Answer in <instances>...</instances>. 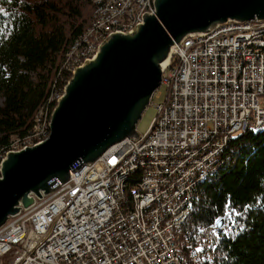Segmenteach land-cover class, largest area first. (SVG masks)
Segmentation results:
<instances>
[{
	"label": "built area",
	"instance_id": "2783aa9c",
	"mask_svg": "<svg viewBox=\"0 0 264 264\" xmlns=\"http://www.w3.org/2000/svg\"><path fill=\"white\" fill-rule=\"evenodd\" d=\"M90 24L65 53L60 73L95 58L114 33L155 12L154 0H92ZM166 98L150 128L75 161L70 179L0 228V264H217V237L241 233L233 217L189 230L206 181L225 163L233 136L264 128V20H229L189 34L164 67ZM64 88L54 85L26 135L0 151L42 142ZM229 212V211H228Z\"/></svg>",
	"mask_w": 264,
	"mask_h": 264
},
{
	"label": "water",
	"instance_id": "95a60500",
	"mask_svg": "<svg viewBox=\"0 0 264 264\" xmlns=\"http://www.w3.org/2000/svg\"><path fill=\"white\" fill-rule=\"evenodd\" d=\"M155 12L101 42L77 67L51 116V134L8 152L0 167V228L11 216L67 182L77 160L95 162L110 146L139 136L137 124L162 86L165 62L189 34L229 20H264V0H154ZM224 220H220L219 226Z\"/></svg>",
	"mask_w": 264,
	"mask_h": 264
},
{
	"label": "trees",
	"instance_id": "16d2710c",
	"mask_svg": "<svg viewBox=\"0 0 264 264\" xmlns=\"http://www.w3.org/2000/svg\"><path fill=\"white\" fill-rule=\"evenodd\" d=\"M0 151L26 135L39 106L71 73H60L65 53L90 24L92 0H0ZM224 165L205 182L185 229L222 218L241 233L217 237V264H264V128L233 136ZM229 211V212H228Z\"/></svg>",
	"mask_w": 264,
	"mask_h": 264
},
{
	"label": "rangeland",
	"instance_id": "374dc122",
	"mask_svg": "<svg viewBox=\"0 0 264 264\" xmlns=\"http://www.w3.org/2000/svg\"><path fill=\"white\" fill-rule=\"evenodd\" d=\"M165 98H166V88L164 85H162L159 89L156 90L151 104L144 111L142 118L139 120V123L137 124V130L140 134L145 133L150 128L152 120L154 119L157 113L156 105L158 103H162L165 100ZM0 102H2V98L0 99Z\"/></svg>",
	"mask_w": 264,
	"mask_h": 264
},
{
	"label": "snow or ice",
	"instance_id": "6c2138e0",
	"mask_svg": "<svg viewBox=\"0 0 264 264\" xmlns=\"http://www.w3.org/2000/svg\"><path fill=\"white\" fill-rule=\"evenodd\" d=\"M0 15H3V16L7 15V12H5V10L2 7H0Z\"/></svg>",
	"mask_w": 264,
	"mask_h": 264
},
{
	"label": "bare ground",
	"instance_id": "6f19581e",
	"mask_svg": "<svg viewBox=\"0 0 264 264\" xmlns=\"http://www.w3.org/2000/svg\"><path fill=\"white\" fill-rule=\"evenodd\" d=\"M168 61L165 62V65L167 64Z\"/></svg>",
	"mask_w": 264,
	"mask_h": 264
}]
</instances>
